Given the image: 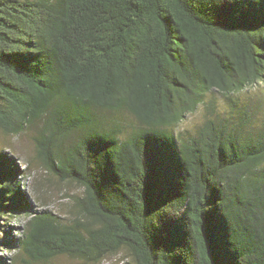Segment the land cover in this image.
<instances>
[{
    "label": "trees",
    "instance_id": "16d2710c",
    "mask_svg": "<svg viewBox=\"0 0 264 264\" xmlns=\"http://www.w3.org/2000/svg\"><path fill=\"white\" fill-rule=\"evenodd\" d=\"M262 82L264 0H0V131L34 130L40 169L80 190L36 212L0 155L14 262L264 264V97L239 99Z\"/></svg>",
    "mask_w": 264,
    "mask_h": 264
},
{
    "label": "rangeland",
    "instance_id": "374dc122",
    "mask_svg": "<svg viewBox=\"0 0 264 264\" xmlns=\"http://www.w3.org/2000/svg\"><path fill=\"white\" fill-rule=\"evenodd\" d=\"M213 97H218L214 94ZM264 97V82L253 86L239 95L242 102H248L250 99ZM209 99H211L209 97ZM218 98H216L217 100ZM224 105L223 100H217L216 107L218 109ZM108 119H115L118 122L129 126L131 119L126 115L107 116L99 113ZM205 111L203 107H199L193 115H188L182 124L176 129V134L181 133L183 138L193 136L199 127L203 124ZM34 130L26 131L24 134L13 137L4 135L0 131V155L4 154L8 159L17 166L20 176L19 188L26 197L34 211L48 210L58 216L66 217L71 207L73 196L80 194V190L70 183L58 181L40 169L35 160L36 147L33 141ZM25 220L22 216L4 217L0 220V264H21L15 263L16 248L13 245L22 232ZM125 256L119 254L117 256L106 258L102 264H123ZM31 264H83L82 261L71 259L67 256L57 257L45 263Z\"/></svg>",
    "mask_w": 264,
    "mask_h": 264
}]
</instances>
